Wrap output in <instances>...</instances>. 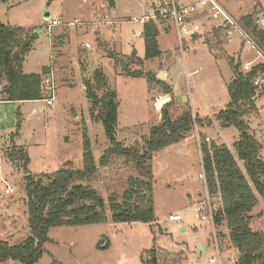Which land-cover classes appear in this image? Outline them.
Returning <instances> with one entry per match:
<instances>
[{"label": "rangeland", "instance_id": "374dc122", "mask_svg": "<svg viewBox=\"0 0 264 264\" xmlns=\"http://www.w3.org/2000/svg\"><path fill=\"white\" fill-rule=\"evenodd\" d=\"M150 1L115 0L111 7L109 0H7V3L0 0V24L34 26L39 34L24 62L26 71H37L41 65L51 64L57 84L55 100L51 103L43 99L14 103L13 125L0 131V239H9L12 245H16L25 242L30 234L23 161L17 163L9 156L12 152L10 134L16 130L18 110L21 112L22 129L16 141L29 157L32 174L82 168L85 133L92 142L98 162L110 146L104 123L96 118L98 109L94 115L91 114L92 102L87 97L84 84L86 80L93 81L98 67H103L110 86L117 93L119 122L116 131L124 146L143 151L151 127L162 122L160 110L167 104L162 99L170 98L172 101L174 94L167 95L163 83L157 80L149 82L145 74H133L134 70L144 73L157 70L162 64L161 57L144 59V26L135 20L150 13ZM243 1V14L255 12L257 20L263 18L264 0ZM221 2L240 23L243 16L236 11L239 5H233L232 0ZM57 18L61 24L49 33L47 21ZM159 25L166 30L171 26L168 21ZM221 30L211 29L207 34L204 32L194 37L195 41L209 44L210 48L187 43L184 53L180 50L175 27L169 34L162 33L160 44L166 52V63L172 65L171 72L178 82L179 91L186 92L189 100L185 106L181 105L182 109L176 108L179 103L174 100L170 108L173 118L192 107V113L194 115L196 111L197 117L198 113L210 116L226 109L230 98L225 79L233 71L228 56L225 57L228 41L232 45L229 53L237 60L241 53L244 62L256 57V51L243 42L238 33L234 40H229L224 29ZM50 43L54 47L52 52ZM211 49L221 57L215 60ZM87 71L90 72L89 77L85 76ZM160 80H166L165 74ZM263 102L264 98L259 101L260 105ZM257 112L246 117L252 133L262 144L264 155V125L261 124L262 121L264 123V110L258 115ZM210 125L208 121L195 118L188 139L155 153L152 162L154 176L150 180L156 213L153 222L115 223L109 214L107 222L51 227L48 233L50 240L43 246L44 255L35 264H151L153 249L157 264L209 262L216 255L212 226L208 222L201 224L193 210L194 202L200 197L198 192L203 193L205 188L199 174L204 167L197 130L201 141L211 137L209 143L225 144L235 155L234 143L240 137L236 126L222 130L218 127L220 123L211 126L206 136L201 126ZM239 162L244 170L243 161ZM138 175L133 160L117 155L106 166H100L93 178L81 180V183L97 190L108 204L111 196L123 200L129 179ZM7 187L11 190L5 193ZM213 197L218 208L222 202L219 193ZM252 210L251 227L263 231V197L260 196V203ZM175 214H181L183 220L171 221L169 217ZM216 229L219 247L225 254L223 264H238L239 252L231 245L226 221L216 222ZM105 245L108 247L104 248ZM201 245L205 246L204 250L200 249ZM232 256L235 262L231 261ZM0 264L24 263L9 259Z\"/></svg>", "mask_w": 264, "mask_h": 264}, {"label": "trees", "instance_id": "16d2710c", "mask_svg": "<svg viewBox=\"0 0 264 264\" xmlns=\"http://www.w3.org/2000/svg\"><path fill=\"white\" fill-rule=\"evenodd\" d=\"M109 5L113 7L115 0H109ZM258 20L253 12L244 15L240 23L264 49V27L259 26ZM162 22L164 20H151L143 24L145 60L163 54L158 43L161 31L159 23ZM38 37L34 27L0 24V85L4 86V99L22 102L43 98V75L50 71V67H44L40 74L25 73L23 67V62ZM229 61L233 68V78L228 84L230 101L226 109L218 112L216 117L222 122V126L234 125L238 128L240 137L234 146L238 159L243 161L245 171L225 144L215 141L209 143L207 138L201 141L200 147L203 167L207 174L209 192L221 195L222 207L218 210L220 213L216 222L226 221L231 245L239 252L238 264H264V231H256L251 227V212L258 204V195L264 198V155L261 152L262 144L252 133L246 119L247 114L258 110L252 78L262 66H256L244 73L240 61L233 57ZM139 62L144 64L142 59ZM133 74H145L149 82L157 80L163 83L166 94L173 93V89L162 80L156 79L153 72L134 70ZM84 84L87 97L92 102L91 114L94 115V111L98 109L96 118L103 121L110 146L98 162L94 157L92 142L85 133L82 168H61L53 172L32 174L28 155L15 142L22 129L21 112L18 110L16 130L10 134L12 152L9 156L17 163L23 161L30 234L25 242L16 245H12L9 239H0V262L13 259L24 264L37 263L44 255L43 246L50 240L48 233L51 227L107 222L109 214L115 223H150L156 219L150 181L154 176V155L188 139L195 118L197 121L200 119L193 116L192 108L173 118L170 113L174 103L172 100L160 110L162 122L151 127L146 146L140 151L138 148L124 146L117 138L119 101L103 67L96 69L92 82L86 80ZM117 155L133 160L139 175L129 179V188L124 191L123 200L111 196L107 204L104 196L81 183V180L93 178L100 166H106ZM107 247L108 245L104 246ZM151 253V264H157L154 249Z\"/></svg>", "mask_w": 264, "mask_h": 264}, {"label": "built area", "instance_id": "2783aa9c", "mask_svg": "<svg viewBox=\"0 0 264 264\" xmlns=\"http://www.w3.org/2000/svg\"><path fill=\"white\" fill-rule=\"evenodd\" d=\"M157 7L156 11L147 14L140 19H135L141 23H146L151 20H164V21H172L173 25H175L177 32L178 43L180 44V50L184 53L187 46V38L193 34L194 25L191 22V17L193 15V7L190 5H183L180 3L181 0H156ZM198 6L203 8L204 10H208L209 16L218 21L219 27L224 29L229 40H232L235 34H239L243 40V42H247L256 51V57L247 61L243 65V72H249L254 69L256 66H262L257 71V74L252 78L253 88H254V98L256 100L258 97L264 95V49L260 46L258 42L255 41L250 31L244 27L238 20L229 12L226 6L222 5L220 0H198ZM262 24V28L264 27V16L258 22ZM61 21L59 18L51 19L47 21V29L49 33H51L54 27L60 25ZM51 37V36H50ZM88 45V44H87ZM43 89L44 92H47V95L44 94L43 100L48 103H51L55 100V93L57 89V84L55 82V71L53 66L50 65V71L45 74L43 78ZM4 95V86L0 85V98ZM195 116V115H193ZM199 132L197 130L198 137V145L201 147V139L198 136ZM207 140L210 141V138L207 137ZM203 162V158H202ZM200 174V177L204 180L205 188H204V197L202 198L203 193L198 192L199 199L194 202L193 210L195 212L196 217L198 218L201 224L208 222L212 226V238L213 243L216 249V255L212 257L209 262L206 264H223L225 260V254L219 247V235L218 230L216 229V217L220 213L218 210L222 207V202L220 206L217 208L214 205V193H210L207 184V174L205 170ZM10 187L6 188L5 193L10 192ZM220 195V194H219ZM220 200L222 201L221 195ZM171 221L175 220H183V216L181 214L171 215L169 217ZM231 261L235 262V258L232 256Z\"/></svg>", "mask_w": 264, "mask_h": 264}, {"label": "crops", "instance_id": "0c3cea01", "mask_svg": "<svg viewBox=\"0 0 264 264\" xmlns=\"http://www.w3.org/2000/svg\"><path fill=\"white\" fill-rule=\"evenodd\" d=\"M5 3H7V0H3ZM10 1H14V0H10ZM157 1L156 0H152V1H150V3H149V9H150V13L149 14H151V13H153V12H155L156 11V9H157V7H155L156 5H158L157 3H156ZM220 2H221V0H220ZM180 3L181 4H183V5H190V6H192L193 7V15H192V17H191V22H192V24L194 25V29H193V34L191 35V36H189V38H187V40H186V42L187 43H190V44H192L194 47H196V46H199V47H201V44H203L204 46H206L207 45V47L209 46V48H210V45L209 44H205V43H201V42H199V41H195L194 40V37H196V35H202V34H204V32H205V34H207V32H209L211 29H217V30H220V31H222L221 30V28L219 27V22L218 21H216V20H213L210 16H209V14H208V10L206 11V10H204L203 8H201L200 6H198V0H181L180 1ZM222 3V2H221ZM232 3H233V5L234 4H237V5H239L238 6V8H237V10L236 11H238V13H239V16H244V15H246L247 13H249V12H244V14H243V8L244 7H242L243 5V3H244V1L243 0H232ZM222 5H223V3H222ZM225 6V5H224ZM169 22V25H171L170 26V28H169V30H166V28H164V27H161L160 29H161V31H160V34H159V36H158V43L160 44V38H161V35H162V33H166V34H169L170 32H171V30L175 27V25H173V23H172V21L170 20V21H168ZM143 24V23H142ZM25 27H34V26H25ZM36 28V27H35ZM144 29V28H143ZM143 32V31H142ZM234 40V39H233ZM218 42V41H217ZM231 42H227L226 43V45H225V52H226V54H225V57H227L228 56V59L230 58V57H233L236 61H240V62H242V65H244L247 61H251V60H246V62H244V61H242L241 60V58H242V53L240 54V56H238L239 57V60H237L234 56H233V54H230L229 52H230V48H231ZM243 46H244V44H243ZM160 47H161V49H162V51H163V54H162V56H160L161 58H162V60H161V66L157 69V70H152L151 72H153L155 75H156V79H161V76H162V74H165V77H166V80L164 81L170 88H172L173 89V94H174V100H175V96L176 95H180V96H186L187 97V99H188V96H187V94H186V92H180L179 91V88H178V82L177 81H175V78L173 77V75H172V72H171V70H172V65L170 66V63H166V58H165V56H164V54L166 53L165 51H164V49L162 48V44H160ZM50 50H51V52L54 50V47L52 46V43H50ZM211 51H212V49H211ZM213 52V51H212ZM213 54L215 55L214 57H215V60L216 59H218V57H221L219 54H217L216 52H213ZM184 55V54H183ZM28 56V55H27ZM27 56H26V58H25V60H24V62H26V60H27ZM192 59L194 60V57L192 56ZM253 60V59H252ZM24 62H23V67H24V72L25 73H28V74H40L41 72H42V70H43V68L44 67H50V65L51 64H43V65H41V67H40V69L39 70H37V71H26V67L24 66ZM231 68H232V65H231ZM53 69H54V66H53ZM232 70H233V68H232ZM157 73V74H156ZM90 76V72H86L85 73V76ZM222 78H223V80L225 79L223 76H222ZM233 78V71H232V73L231 74H229V78H227V79H225V87L228 89V84L232 81L231 79ZM82 82H83V77H82ZM85 87V86H84ZM167 95H170V94H167ZM262 98H264V96L262 95V96H260V97H258V99L256 100V105H257V109H258V112H257V115L259 114V112H260V114L262 113L261 112V110H264V102H263V105H260V103H259V101H261V99ZM164 99V98H163ZM162 99V100H163ZM169 100L171 101V99L169 98ZM28 101V100H27ZM30 101H33V102H35V101H37V100H30ZM188 102H189V100H188ZM16 104V103H18V104H20V103H22V102H15V101H10V100H6V99H4L3 97L2 98H0V131H1V129L3 128L4 129V127H11V125H13V123H12V115L14 114V112H15V106L13 107L12 105L13 104ZM176 103H179V105H175L176 106V108H178L179 107V109H182V107L183 106H185V104H187V102H185V101H181V103L182 104H180V102L178 101L177 102V100H176ZM10 105H11V107H10ZM181 105H183V106H181ZM9 106V107H8ZM193 108V107H192ZM193 110H194V108H193ZM195 113H194V115L195 116H197L196 115V111H194ZM220 112V111H219ZM217 113V112H216ZM216 113H213V115H210V116H200V114L198 113V117L200 118V120L201 121H208V123L209 124H211L210 126H201V129H202V131H203V134L204 135H206V136H208V134H207V131H208V129H210V127L211 126H218V123H220V125L218 126L220 129H226V128H228V127H224V126H222L221 125V121L216 117ZM246 119H248V118H246ZM249 124H250V122H249ZM261 124H263L264 125V123H263V121H262V123ZM203 125V124H202ZM262 126V125H261ZM250 127H251V130H252V126L250 125ZM262 127H264V126H262ZM210 139H211V137H209ZM18 139V138H17ZM16 139V140H17ZM259 139V138H258ZM15 140V142H16V145L18 146V144H17V141ZM218 143V142H217ZM219 144V143H218ZM263 148V147H262ZM234 154V153H233ZM235 155V154H234ZM235 156H237V155H235ZM237 160H238V164H239V166H240V160L238 159V157H237ZM258 199H259V201H258V203H260V195H258ZM252 222V221H251ZM182 229H184V227L182 228ZM264 231V230H263ZM200 249H205V246L204 245H201L200 246Z\"/></svg>", "mask_w": 264, "mask_h": 264}, {"label": "water", "instance_id": "95a60500", "mask_svg": "<svg viewBox=\"0 0 264 264\" xmlns=\"http://www.w3.org/2000/svg\"><path fill=\"white\" fill-rule=\"evenodd\" d=\"M49 15L47 14V17H48ZM259 26L262 28V24H259ZM125 66V64H123V67ZM130 72V74H132V72L131 71H129ZM164 101H163V103L165 104V103H168L170 100L168 99V98H165V99H163ZM175 100H178L179 102H181V101H185V102H188V99H187V97L186 96H180V95H176L175 96ZM161 104V103H160ZM201 264H206V263H201Z\"/></svg>", "mask_w": 264, "mask_h": 264}]
</instances>
